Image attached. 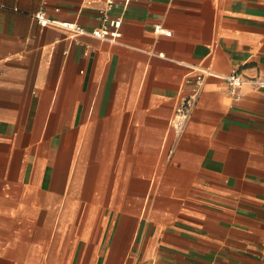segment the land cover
Wrapping results in <instances>:
<instances>
[{"label": "crops", "instance_id": "crops-1", "mask_svg": "<svg viewBox=\"0 0 264 264\" xmlns=\"http://www.w3.org/2000/svg\"><path fill=\"white\" fill-rule=\"evenodd\" d=\"M234 68L264 71V0H0V264H260L264 88Z\"/></svg>", "mask_w": 264, "mask_h": 264}, {"label": "built area", "instance_id": "built-area-1", "mask_svg": "<svg viewBox=\"0 0 264 264\" xmlns=\"http://www.w3.org/2000/svg\"><path fill=\"white\" fill-rule=\"evenodd\" d=\"M108 1L110 5L114 2V0H108ZM35 17L42 24L53 22V23H58L65 27H69L79 31H84V28L81 25L76 24L74 22L66 21V20H57L46 16L45 11L43 9L36 12ZM120 25H121L120 18L111 19V20L108 19L101 27H97L93 29L91 32L94 35L104 38L116 37L120 34V30H119ZM111 27H113V29ZM155 29L158 31H163L168 34H171V31H166L165 29H163L160 23L155 25ZM206 74L218 75V73L212 71L210 68L203 67L201 72L197 74L196 85L193 87L192 91L189 94L181 97L175 107V112L172 119V126L178 137H180L184 133L190 121V118L196 108L200 93L203 88L204 79H205L204 77ZM221 76L226 81L227 91L235 99L240 98L241 87L245 82L251 83L255 88H264V71H258L254 75H244L243 73H241L239 69L234 68L229 73ZM260 264H264V255L261 257Z\"/></svg>", "mask_w": 264, "mask_h": 264}]
</instances>
